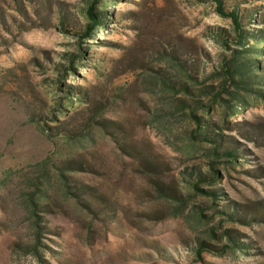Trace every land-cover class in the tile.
I'll return each instance as SVG.
<instances>
[{"label":"rangeland","instance_id":"1","mask_svg":"<svg viewBox=\"0 0 264 264\" xmlns=\"http://www.w3.org/2000/svg\"><path fill=\"white\" fill-rule=\"evenodd\" d=\"M86 4L0 0V264H264V221L220 212L263 209L264 101L248 97L234 116L187 106L210 103L199 89L222 82L228 51L216 32L229 20L212 0H100L111 19L80 42L60 17L83 24ZM243 5L264 11V0ZM192 111L242 155L226 162L194 139ZM190 172L210 179L196 189ZM225 229L244 248L227 250ZM198 240L208 247L200 255Z\"/></svg>","mask_w":264,"mask_h":264},{"label":"trees","instance_id":"2","mask_svg":"<svg viewBox=\"0 0 264 264\" xmlns=\"http://www.w3.org/2000/svg\"><path fill=\"white\" fill-rule=\"evenodd\" d=\"M99 1L100 0H86L87 4L82 8L83 16L86 18V21L83 24L69 25L64 16L60 17V26L62 31L75 36L80 42H83L86 39H93L96 29L105 27L108 20L111 19L109 12L103 11L96 6ZM212 1L215 4V11L221 17L229 20L228 29L222 27L216 32L217 38L220 39L221 44L224 46L226 51H228V55H224L219 60L220 71L223 75V79L217 89L212 85H206L199 89L202 94H209L212 96L210 103L204 105L201 100L194 99L192 104H187V106L191 108V110H196L200 108L210 109L214 106V104H216L220 107H224V113H227V110L232 108L228 115L234 116L237 114L238 110L241 109V107H245L250 104L248 97L264 101V48L258 49L254 43H249L250 40L255 42H264V27H257L256 25L264 23V11L261 10L263 8L262 5L244 7L243 4H245V2L253 0ZM258 10L261 11L258 12ZM80 51L85 52V49L80 47ZM172 58L176 60L178 57L172 56ZM177 66L183 68L180 64ZM190 69L191 68H189L185 73L187 78L194 82L201 83L202 80L197 76L198 73H193ZM159 79L161 84H163L166 89H171L173 91L177 90L178 92L183 90L186 93H190L187 81H180L164 75H160ZM60 85L62 86L63 84L60 82ZM221 92L230 95L236 103L234 105H230L229 101L224 99L225 97L222 96L223 93ZM64 93L65 96L69 98H84V93L74 90L70 86H66ZM190 114L196 124L195 130L191 133L192 137L202 142L210 143L212 145V152L215 156L224 157L226 162H234L237 160L239 155H242V152L239 153L236 146L228 147L225 145L226 143L222 138V134L203 127L202 124H208L206 119L196 115L194 111ZM100 123L103 124V121ZM74 166L75 165L73 163H68L65 167L60 168H74ZM61 176L65 180V185L70 187L65 173L61 172ZM188 177L192 180L188 181V183L196 189H199L197 183L210 179L202 175L200 172H197L196 174L190 172L188 173ZM204 191L212 199H217L221 195L220 189H206ZM174 192L176 193V191H172V193H170L172 198H176L174 197L176 196ZM32 204L33 209H35V203ZM245 207L249 211H247ZM245 207H242L244 212H240L238 214L236 213V209L229 211V209L227 210L225 209L226 207H223L222 210H220L221 214L224 216L223 220L226 219L247 224L252 221H264V205L263 209L259 212L255 211L253 208L247 206ZM33 214L35 216L37 215L34 210ZM36 226L40 228L37 223ZM222 234L229 242L225 245L227 250L235 251L244 248V244L239 241L233 230L225 229ZM219 236L220 234L218 237ZM207 248L208 247L205 245L204 241L198 240V246L196 247L198 255H200L201 251L206 250Z\"/></svg>","mask_w":264,"mask_h":264}]
</instances>
